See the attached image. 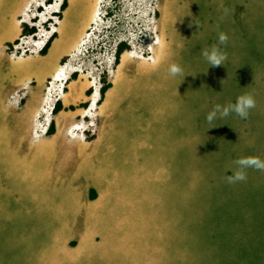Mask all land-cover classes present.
Returning a JSON list of instances; mask_svg holds the SVG:
<instances>
[{
    "label": "rangeland",
    "instance_id": "obj_1",
    "mask_svg": "<svg viewBox=\"0 0 264 264\" xmlns=\"http://www.w3.org/2000/svg\"><path fill=\"white\" fill-rule=\"evenodd\" d=\"M213 47L226 57L219 66L203 55ZM57 61L53 100L32 119L30 105L16 107L18 88L30 83L36 100ZM102 77L115 90L86 112L87 141L72 132V111L55 118V136L37 134L69 80L63 101L84 94L87 108ZM245 94L255 100L247 118L206 120ZM84 151L98 168L82 170ZM248 156L264 160V0H0V264H44L52 250V264H264V171L227 181ZM100 189L113 193L88 199Z\"/></svg>",
    "mask_w": 264,
    "mask_h": 264
},
{
    "label": "crops",
    "instance_id": "obj_2",
    "mask_svg": "<svg viewBox=\"0 0 264 264\" xmlns=\"http://www.w3.org/2000/svg\"><path fill=\"white\" fill-rule=\"evenodd\" d=\"M66 10V9H65ZM65 10H64V12H65ZM64 12H63V14H64ZM90 21H91V18H90ZM86 27V30H87V28L89 27V25H86L85 26ZM85 27L82 29V32H81V30H79V34H78V36H75V37H73L72 38V42H71V47L72 46H74L75 48H77V46H78V44H79V42L81 41V38H82V36H84V29H85ZM59 27L57 26V30H56V32L55 33H57L56 34V37L54 38V40L52 41V43H51V45H50V49H51V47L53 46V43L58 39V37H59ZM88 31V30H87ZM87 33V32H86ZM52 34L53 33H51V34H49L48 36H47V39H46V42L50 39V37L52 36ZM46 44V43H45ZM45 44H44V46H45ZM43 46V47H44ZM43 47H42V49H43ZM41 49V50H42ZM49 50V49H48ZM47 50V51H48ZM122 58L124 59V58H126V55L125 54H122ZM65 58V57H64ZM58 59H60V58H58ZM62 59V58H61ZM128 59V58H127ZM62 61V60H61ZM114 61V60H113ZM58 64V61L55 63V65H54V69H53V71H52V73L51 74H48V75H46V76H44L41 80H40V82L42 83V84H44L43 86H42V95L41 96H39L36 100L34 99V97H35V94H38V93H40V91L39 90H37L36 92H34V91H32L33 89H34V87H32L31 88V92H27L26 90H28V88L29 87H31V84L29 83V84H27V83H24V84H22L18 89H19V91L18 92H20V91H22V90H24L23 92H21V95L19 96V104H18V106H16V107H20V106H22V105H30V111H31V115H33L32 116V119H33V117L35 116V117H37V119H38V116H36V114L38 113V111H39V108L41 107L42 109H45V105L48 103V99L49 100H53V97H51L50 96V93L49 92H47V89L49 88V89H51L50 88V86H49V82H52L53 83V81H48L49 80V78H52L55 74H57V72H58V70H59V66L57 65ZM125 64H123V65H120V67H117L116 65V68H117V71L115 72V74H116V76L117 75H119L120 77H122V75H123V73H122V68H123V66H124ZM75 72H77L76 70H73L71 73L68 71L67 72V79H71L72 78V74L73 73H75ZM66 73V72H65ZM47 79V80H46ZM76 81H78L77 79H75V80H69L68 82H67V84H66V90H64V92H63V95L61 96V100H55V102H54V104H53V109L54 108H56V106H57V104L58 103H62V107H61V109H59V110H57V111H55V113H53L52 114V116L54 115V119L52 118V122L51 123H49V125H46V126H44L43 128L44 129H42V130H38V133L37 134H39V133H42V134H48V129L50 130H52V127H54L53 128V131H52V133H51V137H53V136H55L56 135V133H57V131H58V127H57V125H58V123L56 122V120H55V118L56 117H58L60 114H64V112L63 111H72V112H74L75 113V118H72V122H73V124H75V128H73V131L72 132H76V135L75 136H77L79 139H81V140H84V141H87L88 140V136H84V134L83 133H85L86 131H87V129H89L88 128V126H89V122H90V120L88 119V116L86 115V112H91L92 111V109H93V112H94V109H97V107L100 105V108H103L104 107V105H105V103H106V101H107V99L111 96V94H112V92L115 90V85L113 86L112 84L108 87V91L106 90L105 91V93H104V96H101V91H99L98 93V96H96L95 98H88V100H86L87 101V104H86V106H87V108H84L82 105H81V103H83L84 102V100L86 99L85 98V95L83 94L82 95V97L80 98V100L79 101H76V102H74V103H70V102H64L63 101V99H64V97L65 96H67L68 94H71L72 92L70 91V87L72 86V85H74V83L76 82ZM48 82V83H47ZM89 85L90 84H88V83H86V87H89ZM103 84L102 83H100V86H102ZM36 89V88H35ZM91 89V88H90ZM44 91H45V94H44ZM77 93V92H76ZM60 101V102H59ZM43 102V105L42 106H44V107H42L41 106V103ZM44 103H46V104H44ZM55 106V107H54ZM46 110V109H45ZM48 114V113H47ZM88 120V122H86ZM79 121V122H78ZM87 123H88V125H87ZM104 131H105V129L103 130V133H104ZM81 132V133H80ZM79 133V134H78ZM103 133L102 134H99V135H97V137H96V139H95V141H93V142H91L92 143V145H93V147H94V149L95 150H97V151H99V149L101 148V142H99V140L101 139V137H102V135H103ZM90 139V138H89ZM46 143H48L49 144V146L50 145H53V142H50L49 140H46V141H44L43 143H41V145H46ZM101 157H102V159H103V162H102V165H103V167H104V169H105V171L107 170V168H108V166H106V162H107V157H106V155H100ZM85 157H87V158H89V159H91V156H89L85 151H84V153H83V155H82V157H81V163H80V167L82 168V170L83 169H87V168H89V167H91V166H93V165H95V164H93V163H90V162H86L85 160H84V158ZM95 168H98V166L97 165H95ZM106 179H107V176H106ZM113 192L111 191V192H107V191H105L104 189H100V192L96 195V194H94V195H92V196H90L89 195V193H88V195H89V197H88V199H92V198H102L103 196H104V198H108V197H110L111 196V194H112ZM80 249V245H79V243L77 244V246H76V250H79ZM67 251L69 250V246H67V249H66ZM54 259V255H53V250H52V252L44 259V264H52V260ZM67 260L69 261V255L67 256ZM11 264H38V261H35V262H32L31 261V259L30 258H28V257H24V258H22V259H18V258H14L12 261H11Z\"/></svg>",
    "mask_w": 264,
    "mask_h": 264
},
{
    "label": "clouds",
    "instance_id": "obj_3",
    "mask_svg": "<svg viewBox=\"0 0 264 264\" xmlns=\"http://www.w3.org/2000/svg\"><path fill=\"white\" fill-rule=\"evenodd\" d=\"M227 39L228 37L225 33H220L218 36V40L220 44L226 43ZM117 46L118 44L115 45V49L113 51V55H112L113 59H116L115 54H116ZM203 55L208 61V64L211 66H219L226 59V57L219 51L218 47H213L211 51L205 50ZM181 71L182 69L175 64L171 65L169 68V73L172 76L180 74ZM254 107H255V100L251 95H247V94L241 95L237 97L235 104H229L225 106L215 105L213 110L209 112L208 115L206 116V120L209 123H211L217 117L218 113L221 117H226L230 113H235L241 118H247V116L249 115V110ZM236 164L238 165V170L235 171L232 176L227 177V181L229 183L244 181L246 179V173L244 171L245 169L253 168L259 171H264V160L260 159L259 157H254V156L242 157L236 161Z\"/></svg>",
    "mask_w": 264,
    "mask_h": 264
},
{
    "label": "trees",
    "instance_id": "obj_4",
    "mask_svg": "<svg viewBox=\"0 0 264 264\" xmlns=\"http://www.w3.org/2000/svg\"><path fill=\"white\" fill-rule=\"evenodd\" d=\"M48 2L50 3L51 0H47V3H48ZM66 7H67V6H66V2H64V3L61 5V8H62V9H66ZM59 15H60V14H59ZM23 30H25V31L28 32V33H29V32L32 33V32L35 31V28H34V27H31V28L28 29V26L25 24ZM55 37H56V34L53 33L52 36L50 37V39L46 42L45 46L43 47V49L41 50L40 53H44V52H46V51L49 49V47H50V45H51V43H52V41L54 40ZM15 41H16V40H15ZM123 45H124V43H120V44H118V46H117L116 54H115V58H116V60H118V58H119V56H120V54H121V52H122ZM64 60H66V58H63V59H62L63 62H64ZM76 76H77V72H75V73L72 74V77H73V78H75ZM100 80H101L102 83H103V85H102L101 88H100L101 96H104V93H105L106 89H107L108 86H109L108 84H111V82H109V81L107 82V80L105 79V77H102ZM90 92H91V89H89L88 93H90ZM59 102H60V101H59ZM81 105H82V104H81ZM82 106H84V105H82ZM60 107H61V103H58L54 111H57ZM53 128H54V127H52V130H51V129L48 130V134H51V133H52Z\"/></svg>",
    "mask_w": 264,
    "mask_h": 264
},
{
    "label": "bare ground",
    "instance_id": "obj_5",
    "mask_svg": "<svg viewBox=\"0 0 264 264\" xmlns=\"http://www.w3.org/2000/svg\"><path fill=\"white\" fill-rule=\"evenodd\" d=\"M63 3H61V5H62Z\"/></svg>",
    "mask_w": 264,
    "mask_h": 264
},
{
    "label": "flooded vegetation",
    "instance_id": "obj_6",
    "mask_svg": "<svg viewBox=\"0 0 264 264\" xmlns=\"http://www.w3.org/2000/svg\"><path fill=\"white\" fill-rule=\"evenodd\" d=\"M49 3V2H48Z\"/></svg>",
    "mask_w": 264,
    "mask_h": 264
}]
</instances>
